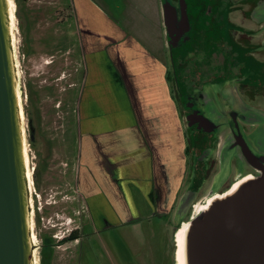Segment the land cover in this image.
<instances>
[{"label":"flooded vegetation","instance_id":"obj_1","mask_svg":"<svg viewBox=\"0 0 264 264\" xmlns=\"http://www.w3.org/2000/svg\"><path fill=\"white\" fill-rule=\"evenodd\" d=\"M82 1L121 35L118 42L107 35L114 43L99 64L98 34L89 29L80 40L79 113L90 125L76 128L81 160L74 181L89 215L92 258L95 264H175L177 233L215 179L226 177L216 186L223 194L239 177L257 176L246 156L264 157V0H155L154 14L144 0ZM113 47L125 48L115 53L123 57L130 48L136 61L159 70L165 94L159 111L133 92L132 66L109 56ZM89 51L120 93L110 96L117 118H127L120 132L84 97ZM160 118L166 133L174 129L173 146L151 125ZM29 143L35 151L48 148L32 135ZM29 192L30 216L36 203ZM54 204L49 197L46 205ZM81 229L65 242L80 239Z\"/></svg>","mask_w":264,"mask_h":264},{"label":"rangeland","instance_id":"obj_2","mask_svg":"<svg viewBox=\"0 0 264 264\" xmlns=\"http://www.w3.org/2000/svg\"><path fill=\"white\" fill-rule=\"evenodd\" d=\"M18 1L19 5L13 0L14 13L17 11L21 20L15 17L11 40L21 100V122L26 132L28 167L31 171L30 191L35 195L36 203L30 215L36 239V247H33L36 250V264H43L45 249L48 252L45 255L46 264H95L91 253L93 237L89 235L90 230L85 228L89 215L74 181L76 164L81 160L76 145H79L75 138L76 128L78 124L81 127L86 125L79 113L84 75L80 40L82 36L84 40L87 39L89 29L100 38L104 34L121 35L106 23L103 15L89 9V5L86 8L82 0ZM144 1L147 5L145 10L148 11L150 7L151 14H154L155 0ZM134 24L135 28L146 27L143 23ZM124 49L120 51L125 52ZM128 51V55H125L127 57H122L133 66L134 52L131 53L130 48ZM153 69L152 63L147 66L143 84L140 81L137 92L146 100L150 111L155 109L154 102L159 111L162 101L158 99L165 94L164 88L160 89L159 70ZM151 71H154L155 85L151 80ZM126 120L124 117H116L111 125L121 131L127 127ZM162 120L160 118L156 123L151 122V125L160 129L159 134L163 130L162 140H169L173 146L174 129L166 133L165 127H159ZM171 125L174 127L173 120ZM30 135L37 144L46 142L48 148L35 151L29 143ZM49 197L50 202H55L52 206L46 205ZM78 226H82L81 238L65 242L71 231Z\"/></svg>","mask_w":264,"mask_h":264},{"label":"water","instance_id":"obj_3","mask_svg":"<svg viewBox=\"0 0 264 264\" xmlns=\"http://www.w3.org/2000/svg\"><path fill=\"white\" fill-rule=\"evenodd\" d=\"M7 0H0V264H33L29 190ZM258 172L217 194L223 176L182 225L181 264H264V157ZM217 182V184H216ZM216 184V185H215ZM179 229V230H180ZM176 242L175 264L178 263Z\"/></svg>","mask_w":264,"mask_h":264},{"label":"crops","instance_id":"obj_4","mask_svg":"<svg viewBox=\"0 0 264 264\" xmlns=\"http://www.w3.org/2000/svg\"><path fill=\"white\" fill-rule=\"evenodd\" d=\"M107 35L111 36V34H104L103 36H101V38L100 37L98 38V41H97L98 44L100 46H102L104 49L103 50L97 49V53L95 55V58L97 59V64L100 63V59L104 58L105 52H106L105 48L110 42L112 43L111 40L114 39V42H118V39L121 40L120 39L121 37H117V35H112L111 40H110V39H108ZM121 45H124V43L120 44V46H119L120 48H121ZM119 47H113V49H111L110 52L108 50L107 51L108 55L109 56H116V57L119 56V59L122 60L121 54H117V55L115 54L116 52H119V53L122 52L119 50ZM116 57H115V59H116ZM88 60H89V71L87 73V80L85 83L84 97L87 98L86 100L95 101L98 112H102L104 114V117L106 119H108L109 123H111V122L113 123V120L116 119V117H117L116 110H118V109L113 107L114 103H113V100L110 99V96L115 97L116 94L120 95V93L116 89V86L111 85L107 81L106 69L102 66H99V65L96 66L95 63L90 62V51H89V55H88ZM150 64L151 63H148V61L142 62L141 60L136 61V59H134V64L131 67V69L129 70V75H131V78H133V82H132L133 86H134L133 92L137 93V95H138L137 91L140 88V86H138L136 83L137 75H141V73H142V78L140 79V81L143 84L144 71L146 70L147 66L149 67ZM153 70H155V69H153ZM152 74H153V77H152ZM151 80H152L153 85H155L154 71L151 73ZM86 100H85V102H86ZM83 111H85L88 114V109H83ZM82 117L85 118V116H82ZM87 125H90V123L86 122V125L84 127H86ZM114 129L118 130L120 132L119 128L114 127Z\"/></svg>","mask_w":264,"mask_h":264},{"label":"bare ground","instance_id":"obj_5","mask_svg":"<svg viewBox=\"0 0 264 264\" xmlns=\"http://www.w3.org/2000/svg\"><path fill=\"white\" fill-rule=\"evenodd\" d=\"M7 4H8V7H9V27H10V36H13L14 35V22H15V13H14V2L13 0H7ZM12 42V40H11ZM14 69L16 70L15 68V61H14ZM16 73V79L18 78L17 77V72L15 71ZM18 102H19V108H20V112H22V109H21V100L18 96ZM23 115V114H22ZM20 120H22V116L20 114ZM21 124V135H22V143H23V152H24V161H25V166H26V177H27V182H28V190L30 191V185L32 184V179H31V171L28 167L29 165V162H28V150H27V144H26V132H25V128L22 127V122H20ZM31 203V202H30ZM30 208V207H29ZM31 217L29 216V219ZM33 222L32 220H30V227H31V230H30V234H31V245L35 248L36 247V239H35V236L33 234L32 231V227H33ZM182 234H183V229H180L177 233V237H176V242L178 244V247H179V250H178V263L177 264H181V243H182ZM35 252L36 250H33V260H32V263L33 264H36V259H35Z\"/></svg>","mask_w":264,"mask_h":264},{"label":"trees","instance_id":"obj_6","mask_svg":"<svg viewBox=\"0 0 264 264\" xmlns=\"http://www.w3.org/2000/svg\"><path fill=\"white\" fill-rule=\"evenodd\" d=\"M16 3L19 5V1H18V0H16ZM15 13H16V17H17V19L21 20V17L18 15L17 11H16ZM47 254H48L47 249H45V250H44V255H43V261H42L43 264H46V263H45V258H46L47 256L45 257V255H47Z\"/></svg>","mask_w":264,"mask_h":264}]
</instances>
